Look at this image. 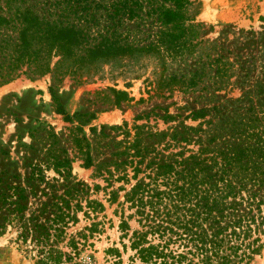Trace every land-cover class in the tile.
<instances>
[{"label": "trees", "instance_id": "obj_1", "mask_svg": "<svg viewBox=\"0 0 264 264\" xmlns=\"http://www.w3.org/2000/svg\"><path fill=\"white\" fill-rule=\"evenodd\" d=\"M197 9L196 0H0V85L47 74L80 84L104 67H121V74L151 67L157 71L154 93L199 88L209 89L205 100L216 99L189 112V120L198 121L195 127L171 130V147L178 151L166 163H147V174L123 195L127 210H133L127 218L136 217L139 227L127 238L126 264H248L262 247L264 52L230 60L216 42L200 38ZM250 80L237 98L227 97V87ZM109 91L114 106L131 100L125 91ZM48 92L54 112L68 122L51 87ZM133 170L135 175L138 169ZM8 181L0 174L2 224L16 221L17 237L42 254L41 264L69 262V253L52 244L64 239L68 200L81 190L66 188L43 204L40 213L51 218L40 223L39 215L25 217V191ZM96 206L88 201L82 213H94ZM74 207L81 211L77 202ZM118 229L127 237V220ZM93 231L91 224L87 232ZM65 244L74 256L77 244L71 239Z\"/></svg>", "mask_w": 264, "mask_h": 264}, {"label": "rangeland", "instance_id": "obj_2", "mask_svg": "<svg viewBox=\"0 0 264 264\" xmlns=\"http://www.w3.org/2000/svg\"><path fill=\"white\" fill-rule=\"evenodd\" d=\"M196 2L195 21L203 26L200 38L204 41L216 42L230 60L234 55L250 59L264 52V0ZM151 69L121 74V67L115 65L80 84L47 74L20 76L0 85V174L8 178V184L25 191V217L33 213L43 223L51 218L47 212L40 213L43 204L62 196L66 188L81 190L72 191L74 197L68 200L71 216L64 219V239L52 244L69 253L71 259L65 264L127 263L131 255L127 238L139 227L136 217L127 218L133 210H127L123 195L147 174V163H166L178 151L171 147V130L180 125L195 127L198 121H190L189 112L216 102L215 98L205 100L209 89L154 93L157 71ZM250 85L251 80L244 87H227V97L237 98ZM49 87L69 116L68 122L54 112ZM109 89L125 91L131 100L114 106ZM139 151L143 152L140 163ZM134 168L138 169L135 175ZM88 201L100 207L86 215L82 212L87 211ZM76 202L81 211H75ZM121 219L127 220L129 229L125 238L118 229ZM91 224L95 231L89 234ZM0 225V264H41L42 254L17 237L15 220L0 221ZM68 239L77 244L74 256L65 244ZM261 243L248 264H264V235Z\"/></svg>", "mask_w": 264, "mask_h": 264}]
</instances>
